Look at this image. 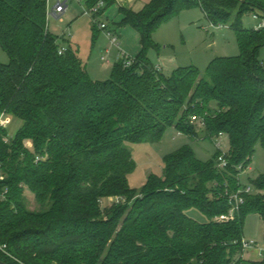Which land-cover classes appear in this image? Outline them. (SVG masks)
<instances>
[{
  "label": "trees",
  "instance_id": "1",
  "mask_svg": "<svg viewBox=\"0 0 264 264\" xmlns=\"http://www.w3.org/2000/svg\"><path fill=\"white\" fill-rule=\"evenodd\" d=\"M99 0H86L90 6ZM106 9L114 0H103ZM198 5L214 24L235 32L239 53L157 71L147 51L152 32L179 9ZM264 0H149L139 10L118 7L119 24L139 35L141 49L105 80L90 78L69 44L58 53L48 29L46 0H0V113L21 124L12 137L0 127V260L8 264H264L243 252V222L255 212L264 224V173L226 220L230 194L255 145L264 147V29L241 26L244 12ZM92 30H100L95 23ZM64 36L60 39L63 40ZM199 132L229 141L227 163L182 145L164 156L161 175L138 188L127 143L158 142L167 127L190 138ZM30 141L32 149L25 145ZM239 166V168H238ZM24 189L36 209L26 205ZM109 197L122 199L101 206ZM196 209L198 222L187 215Z\"/></svg>",
  "mask_w": 264,
  "mask_h": 264
},
{
  "label": "rangeland",
  "instance_id": "2",
  "mask_svg": "<svg viewBox=\"0 0 264 264\" xmlns=\"http://www.w3.org/2000/svg\"><path fill=\"white\" fill-rule=\"evenodd\" d=\"M146 1L138 0L136 5L140 6ZM55 3L56 0H49L51 8ZM83 6L84 4L78 1L69 2L62 20L49 16L47 19L48 29L57 36L59 44L63 43V40L60 39L62 35L69 41L70 47L86 64L90 78L105 80L109 77L114 63L118 62L121 57L118 50L106 37L105 30H92V20L89 16L84 15ZM254 13L262 15L258 9H252L242 14L241 26L243 28L249 30L256 28L259 21L253 18ZM120 20L121 14L118 12L115 2L106 7L104 14L99 18L100 22L107 25V30H114L121 48L127 55L134 54L135 56L141 49L139 35L130 25L119 24ZM68 34L72 37L67 38ZM152 40L156 47H151L147 51L149 62L152 65L166 67L164 72L166 74H169L175 67L188 65H194L203 74L211 59L218 56H235L239 53L234 30L228 25L222 27L212 25V22L196 4L179 9L175 15L159 23L152 32ZM103 54H106L110 61H101L100 57ZM260 55L261 58H264V47L261 48ZM8 61V56L0 47V62L7 64ZM20 124L18 119L11 117L10 122L6 125L8 136L12 137ZM194 124L198 130L197 138H190L171 126L164 130L158 142L127 143L126 146L131 151L135 163L133 171L128 175L129 185L138 188L149 174L161 175L164 156L182 145L190 146L199 159H210L217 152L215 141L218 138L204 137L203 133L199 132V129L202 128L199 121H194ZM220 140V150L226 154L229 148L227 136H222ZM25 145L32 149L30 141H25ZM259 173H264V147L260 142H257L249 166L239 173L238 178L253 192L254 189L249 184L250 179ZM24 196L27 207L36 209L33 194L24 189ZM113 201L114 198L110 197L102 199L100 204L105 206ZM186 213L198 222L206 221V216L196 209L191 208ZM242 232L245 241L255 242L257 248L264 247V224L257 213L246 214Z\"/></svg>",
  "mask_w": 264,
  "mask_h": 264
},
{
  "label": "built area",
  "instance_id": "3",
  "mask_svg": "<svg viewBox=\"0 0 264 264\" xmlns=\"http://www.w3.org/2000/svg\"><path fill=\"white\" fill-rule=\"evenodd\" d=\"M71 1H78V2L83 3L84 6L82 8L83 9L82 11H83L84 15L89 16L92 20V24L95 23L100 30H105L104 31L105 35L109 39V41L111 42V44L113 46H117V47L119 46L118 36L114 32V30H112V29L107 30V25L104 22L99 21V18L104 14V10H103L104 2H103V0H99L90 6L86 5V0H56V3L54 4V6L52 8L49 4V0H46V19H48L49 16H52L55 19L62 20V16L65 13V11L67 10L68 3ZM253 18L257 19L259 21L255 29L256 30L264 29V15H259L257 13H254ZM212 25H214L215 27L224 26L223 24H214V23H212ZM68 36H70V34H68ZM65 49H66V45H60L58 48V53L64 52ZM106 52H108V51H106ZM118 52H119V55L121 57L120 59L123 60V63L125 66H128L132 63V61H133L132 56L125 54L121 49ZM100 59H101V61H106V62L109 61V58H108V56H106V54L101 55ZM154 68L157 71H160V69H161V67L159 65L154 66ZM196 120H198L199 123L201 125H203V123L200 121V119H196L195 116H193V115L190 117L191 122H194ZM9 122H10V116L8 114H5L4 112H1L0 113V127L6 128V125ZM222 136H223V133H221V132L216 136V138H218V140L215 141L216 142L215 146L218 149H220V145H221L220 138ZM226 163H227V161L224 158L223 153H221L217 157L218 168H224L226 166ZM238 168H239V166H238ZM241 191L246 192V193L251 192L250 188L248 186H245L244 189L238 190L237 192L230 194L229 203L231 205H230V208L228 210V213L216 216L215 217L216 220H219V221L220 220H226L233 215V213L237 210L239 204L243 203V197L241 196ZM113 198H114V201H118V200L122 199L120 197H113ZM242 244H243V250H246V249L249 250V249L256 248L255 242H253V241L243 240ZM3 248H4V245H0V249H3Z\"/></svg>",
  "mask_w": 264,
  "mask_h": 264
},
{
  "label": "crops",
  "instance_id": "4",
  "mask_svg": "<svg viewBox=\"0 0 264 264\" xmlns=\"http://www.w3.org/2000/svg\"><path fill=\"white\" fill-rule=\"evenodd\" d=\"M115 3L117 4L118 7L122 6V7H126V8H131L133 10H139L141 9L145 3H147L149 0H147L145 3H142L140 6L136 5V2L138 0H114ZM258 14V13H257ZM260 15V14H259ZM63 36V35H62ZM72 36H68L67 38H71ZM118 43H119V46H115V48L119 51L120 49L125 53L127 54L122 48H121V45H120V42H119V39H118ZM66 44H69V41L65 38H63V43H60V45H66ZM131 56H134L131 55ZM260 58H261V55H260ZM262 61H264V58H261ZM110 61V59H109ZM108 62V61H107ZM153 66H157V65H153ZM161 67L160 71L162 73L165 72L166 70V67H164L163 65H159ZM166 74V73H164ZM167 75V74H166ZM11 119V117H10ZM224 136V134H223ZM242 257L244 259H247V260H260L262 257H264V247H261V248H253V249H249V250H244L243 253H242Z\"/></svg>",
  "mask_w": 264,
  "mask_h": 264
},
{
  "label": "water",
  "instance_id": "5",
  "mask_svg": "<svg viewBox=\"0 0 264 264\" xmlns=\"http://www.w3.org/2000/svg\"><path fill=\"white\" fill-rule=\"evenodd\" d=\"M0 264H8V263H6V262L0 260Z\"/></svg>",
  "mask_w": 264,
  "mask_h": 264
}]
</instances>
